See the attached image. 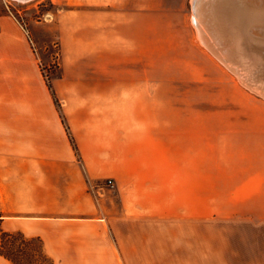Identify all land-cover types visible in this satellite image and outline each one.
<instances>
[{
    "label": "crops",
    "instance_id": "obj_1",
    "mask_svg": "<svg viewBox=\"0 0 264 264\" xmlns=\"http://www.w3.org/2000/svg\"><path fill=\"white\" fill-rule=\"evenodd\" d=\"M12 1L0 15V243L2 231H21L42 239L56 264H132L125 224L135 218L128 214L138 202L123 201L121 213L114 214L87 186V175L105 170L130 175L128 161L134 171L147 160L154 175L195 177L197 191L203 177L212 176L214 207L264 223V119L206 122L198 109L190 117L172 104L179 93L167 81L174 78L151 70L149 52L139 55L136 31L119 34L91 14L82 41L70 24L71 10L57 13L62 64L51 89ZM74 42L84 44L82 57L70 53ZM78 63L84 66L76 71ZM55 96L63 101L79 153ZM141 97L154 102L152 114L142 111ZM85 111L90 120L74 124L73 117ZM114 136L115 157L107 145ZM155 213L167 217L165 209ZM0 264L12 262L0 254Z\"/></svg>",
    "mask_w": 264,
    "mask_h": 264
},
{
    "label": "rangeland",
    "instance_id": "obj_2",
    "mask_svg": "<svg viewBox=\"0 0 264 264\" xmlns=\"http://www.w3.org/2000/svg\"><path fill=\"white\" fill-rule=\"evenodd\" d=\"M9 1L0 0V15ZM37 1L13 0L9 5L26 32L29 30L34 55L48 74L51 88L62 64L57 13L71 10L70 24L77 26L82 41L91 14L94 22L108 24L119 34L136 31L139 55L149 52L154 61L151 70L174 78L167 81L179 93L172 104L187 110L190 117L198 109V118L206 122L264 119L260 109L264 105V0H62L60 5H54L53 0ZM83 45L70 44V53L82 57ZM73 66L79 71L84 65ZM54 98L79 153V140L63 101ZM141 100L142 111L152 114L154 102L148 97ZM89 114L85 111L73 117L74 124L90 120ZM110 119H116L115 112ZM82 144L85 148L92 145ZM107 145L109 155L115 157V136ZM3 162L1 158L0 169ZM83 164H87L84 159ZM147 164V160L141 161L140 170L134 171L133 162L128 161V173L136 177L106 170L103 173L107 174L99 176L86 174L88 191L99 200L103 198L112 213H121L123 201L138 202L130 210L133 212L126 213L135 217L125 224L124 248L135 254L132 264H264V223L229 216L231 209L214 207L212 176L203 177L202 189L197 191L195 177L154 175ZM161 209L167 217L155 213ZM14 241L18 244L20 237L15 236ZM15 250L18 264H51L37 239L22 251L17 246Z\"/></svg>",
    "mask_w": 264,
    "mask_h": 264
},
{
    "label": "trees",
    "instance_id": "obj_3",
    "mask_svg": "<svg viewBox=\"0 0 264 264\" xmlns=\"http://www.w3.org/2000/svg\"><path fill=\"white\" fill-rule=\"evenodd\" d=\"M50 84H51L50 80H48V85L51 88ZM1 217H2V214L0 212V220H1ZM15 236L20 237V242L18 244H16V242L14 241ZM32 239H37L42 243V251H43V254L45 255L46 259L49 260V262H51V264H56L54 259L52 257H50L49 255H47L46 252L44 251L42 239H40L38 237H27L21 231H14V232L2 231L1 232L0 254L3 257L10 260L13 264H18L16 262V259H15V251H16L15 246H17V248L20 251H22V248L24 249V247H26L27 243L29 241H31ZM8 243H9V247L7 246ZM11 246L14 247V249Z\"/></svg>",
    "mask_w": 264,
    "mask_h": 264
},
{
    "label": "bare ground",
    "instance_id": "obj_4",
    "mask_svg": "<svg viewBox=\"0 0 264 264\" xmlns=\"http://www.w3.org/2000/svg\"><path fill=\"white\" fill-rule=\"evenodd\" d=\"M224 3H225V2H224ZM214 6H215V5H214ZM235 10H236V9H235ZM253 10H254V9H253ZM194 14H195V13H194ZM198 15L200 16V14H198ZM248 15H249V14H248ZM199 16H198V17H199ZM262 18H263V17H262ZM198 20H199V19H198ZM217 21H218V20H217ZM253 22H254V21H253ZM199 23H200V22H199ZM207 23H208V22H207ZM259 23H260V22H259ZM232 25H233V24H232ZM240 25H241V24H240ZM229 28H230V26H229ZM242 31H243V28H242ZM245 31H246V30H245ZM235 32H236V31H235ZM227 33H228V32H227ZM219 36H220V35H219ZM238 37H239V36H238ZM242 37H243V36H242ZM200 39L203 40L201 36H200ZM205 41H206V40H205ZM210 41H211V40H210ZM238 41H239V40H238ZM255 41H256V40H255ZM261 41H262V40H261ZM201 42H202V41H201ZM252 42H254V41H252ZM231 50H232V49H231ZM219 51H220V50H219ZM215 52H217V51H215ZM217 53H220V52H217ZM217 53H215V54H217ZM225 55L227 56V54H225ZM228 56H229V55H228ZM228 56H227V57H228ZM220 58H221V57H220ZM220 58H219V59H220ZM226 59H227V58H226ZM227 62H228V61H227ZM227 62H225V64H226ZM222 64H223V63H222ZM235 66H236V65H235ZM236 67H237V66H236ZM235 70H236V69H235ZM241 74H243V73H241ZM245 78H246V77H245Z\"/></svg>",
    "mask_w": 264,
    "mask_h": 264
},
{
    "label": "built area",
    "instance_id": "obj_5",
    "mask_svg": "<svg viewBox=\"0 0 264 264\" xmlns=\"http://www.w3.org/2000/svg\"><path fill=\"white\" fill-rule=\"evenodd\" d=\"M41 68H42V67H41ZM42 72L44 73V76L46 77V79L49 80V78H48V74L45 73L44 68H42Z\"/></svg>",
    "mask_w": 264,
    "mask_h": 264
}]
</instances>
